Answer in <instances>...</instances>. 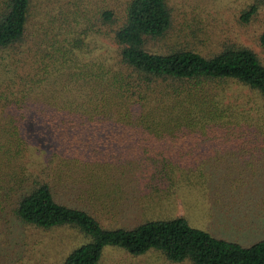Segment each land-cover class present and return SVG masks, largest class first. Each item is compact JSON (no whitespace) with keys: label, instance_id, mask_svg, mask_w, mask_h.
Wrapping results in <instances>:
<instances>
[{"label":"trees","instance_id":"1","mask_svg":"<svg viewBox=\"0 0 264 264\" xmlns=\"http://www.w3.org/2000/svg\"><path fill=\"white\" fill-rule=\"evenodd\" d=\"M47 3L0 0V53L19 46L33 60L27 76L18 73L7 80L0 71V111L8 112L0 113V190L14 195L16 218L44 230L69 227L85 237L86 242L59 264H99L106 247L134 257L156 251L174 264H264V238L244 246L192 227L183 215L150 218L141 212L131 215L128 223L117 224L112 216L104 224L98 215L58 198L61 190L56 185L80 184L89 173L81 184H95L99 198L94 199L102 202L104 195L109 199L111 184H145L144 189L156 191L157 201L165 184H205L209 169L184 157L193 153L171 142L202 141L211 134L247 135L252 126L260 133L264 63L257 52L225 43L217 52L201 54L173 34L174 16L167 0H125L119 8L110 3L96 14L75 0L67 17L74 31L71 26L67 38L56 40L55 33L46 40ZM263 6L264 0H250L238 15L240 22L250 23ZM189 23L184 22L187 27ZM35 25L38 39L46 45L33 59ZM102 28L113 33L110 51H102L103 43L91 37L103 35ZM257 40L264 49V31ZM27 118L33 127L32 162L27 157L31 169L18 162L29 151L24 138ZM109 123L130 126L126 131L113 128L114 135L93 133L104 131ZM160 129L167 144L153 147ZM124 132L140 144L121 155L124 172L118 175L124 178L114 181L106 164L111 166L116 155L112 144ZM38 134L48 138L53 154L38 152ZM259 169L261 174L250 170L244 176L262 178L264 167ZM146 204L129 207L143 210L150 207Z\"/></svg>","mask_w":264,"mask_h":264},{"label":"rangeland","instance_id":"2","mask_svg":"<svg viewBox=\"0 0 264 264\" xmlns=\"http://www.w3.org/2000/svg\"><path fill=\"white\" fill-rule=\"evenodd\" d=\"M78 1H80V8L86 6L92 14H96V11L101 8H106L107 4L112 3L115 4L112 7L119 8L125 2V0ZM167 1L174 16L173 34L181 36L182 40H187L201 54L210 55L212 52H217L225 43L247 45L257 52L264 63V49L259 46L257 40L259 34L264 31V6L250 23L245 25L240 22L238 15L250 0ZM72 2L75 0H48L47 8L50 9V13L43 20L47 28L44 36L46 40L52 38L55 33H57L56 40L67 38L71 26L74 31V23L71 19H67L71 15L68 12L73 10ZM62 18L66 24L62 23ZM186 21L192 25L187 27L184 24ZM68 23L70 26L67 25ZM34 29L35 36L31 39L33 59L34 55L37 57V49L46 45L38 39V25H35ZM102 31H104L103 35L93 34L91 37H96V40L103 43L105 48L102 51H110L114 46L113 33L109 28H102ZM33 40L35 42H32ZM165 43H169V39ZM35 44L38 45L37 48ZM21 49L19 46H13L0 53L1 75H4L7 80L10 76L18 77V73H22L21 76H27L29 72L27 65L29 60L31 62L33 60L30 56H25ZM0 113L7 116L8 112L1 110ZM31 122V118L25 120L24 138L29 151L18 161L29 169L32 167L27 162V157L31 158V130L33 135ZM255 123L257 126L260 125L257 120ZM128 126L130 125L109 123L104 131L97 129L93 133L107 132L114 135L113 128L126 131L125 128ZM263 130L264 128L260 126L259 133L257 128L252 126L247 135L245 132L242 135L234 133L233 137L211 134L202 141L195 138L172 140L173 146L186 147L184 151L190 150L193 153L184 157L188 156L190 159L192 157L195 164L199 161L209 169V173L206 175L205 184L201 186L199 184H165L159 191L162 196L159 195L158 201L156 193H153L156 191L144 189L145 184H111V189L108 185L109 199L104 195L105 201H96L94 198L99 196H97L95 184H81L84 178L89 177V173H85L84 177L79 179L80 184H64V186L56 184L61 190L57 197L62 198L66 204L89 210L95 217L98 215L104 224H109V219L113 217L117 224L121 221L128 223L131 215L136 217L141 212L143 214L140 216L150 218L183 215L192 227L202 229L215 237L247 246L264 238V175L262 178L260 175L258 179L253 180L249 176H244L250 170L261 174L259 167H264ZM159 131L158 136L161 137L152 140L153 147L167 144V137L161 129ZM37 138L38 152L53 154L52 144L48 138L45 139L39 134ZM138 144L140 141H131L129 133L126 132L121 140L113 142L112 148L116 153L111 161L113 167H111L112 164L111 166L106 164V168L111 170L114 181H121L124 178V174L118 175L124 172L121 166L124 159L120 158L121 155L125 157L124 155L129 153L126 151ZM32 150L37 151L35 147H32ZM32 160L33 158L31 162ZM14 199V195L13 198L5 196V193L0 190V264H59L72 249L86 242L84 236L69 227L44 230L22 223L14 214ZM115 202L122 206H115ZM142 203H147L146 205L150 207L143 210L142 207L141 210L137 207L131 210L132 207H129L131 204ZM124 205L126 208H123ZM104 250L99 264H174L165 260L163 255L156 251L134 257L112 247H106ZM179 264L190 263L186 261Z\"/></svg>","mask_w":264,"mask_h":264}]
</instances>
